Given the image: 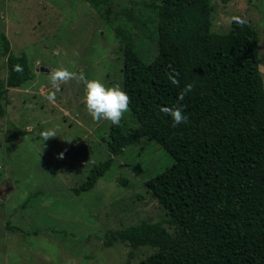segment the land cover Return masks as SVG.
<instances>
[{"label":"rangeland","instance_id":"1","mask_svg":"<svg viewBox=\"0 0 264 264\" xmlns=\"http://www.w3.org/2000/svg\"><path fill=\"white\" fill-rule=\"evenodd\" d=\"M210 1L213 31L227 32L234 21L256 29L264 82V0ZM157 4L109 0L118 37L82 0L0 1V33L13 54L26 55L33 74L19 88L8 89V102L1 101L6 115L0 117V264H136L155 251L139 248L130 259L128 243L112 240L108 246L107 237L165 217L147 182L171 164L170 158L145 140L113 157L92 190L73 195L90 167L109 157L105 142L111 123L88 114L83 82L62 83L54 103L47 96L55 91L49 74L60 67L122 87L128 38L146 63L157 53V39L145 26L156 28L152 8ZM4 63L0 55V81L6 77ZM121 124L125 133L134 129L130 111ZM52 128L57 137L44 142L40 133Z\"/></svg>","mask_w":264,"mask_h":264},{"label":"trees","instance_id":"2","mask_svg":"<svg viewBox=\"0 0 264 264\" xmlns=\"http://www.w3.org/2000/svg\"><path fill=\"white\" fill-rule=\"evenodd\" d=\"M82 1L121 36L109 0ZM156 1V28L145 24L157 39L152 60L146 63L130 38L123 47L122 89L131 98L135 127L125 133L121 123L110 125L109 157L92 165L71 193L92 190L113 157L152 141L171 160L147 182L165 217L111 231L107 245L128 243L130 259L139 248L155 249L136 264H264V82L257 31L239 21L227 32L213 31L210 0ZM0 55L6 70L0 81L4 117L1 101L8 102V89L19 88L33 74L26 55L13 54L2 32ZM16 65L23 70L15 71ZM176 73L178 85L169 79ZM189 83L193 91L178 102ZM178 103L188 121L174 127L160 108Z\"/></svg>","mask_w":264,"mask_h":264},{"label":"clouds","instance_id":"3","mask_svg":"<svg viewBox=\"0 0 264 264\" xmlns=\"http://www.w3.org/2000/svg\"><path fill=\"white\" fill-rule=\"evenodd\" d=\"M14 70L22 71L23 69L20 65H16ZM176 75H178V73L170 75L169 79L173 84L178 85L179 81L175 78ZM73 79L83 82L85 85L84 105L91 118L96 122L106 120L114 126H119L124 118V114L129 111L131 98L118 84L107 86L100 79H88L83 72L76 73L69 71L67 68L60 67L49 74L51 87L55 89V91L50 92L47 99L54 103L56 92L60 90V85ZM193 89V84H186L177 96L178 102L183 101L185 96L192 92ZM160 111L171 117L174 127L188 121V117L185 115L179 103L174 107H162ZM40 135L45 142L51 138L57 137V129L52 128L44 130ZM59 158L63 159L64 154L61 153Z\"/></svg>","mask_w":264,"mask_h":264},{"label":"water","instance_id":"4","mask_svg":"<svg viewBox=\"0 0 264 264\" xmlns=\"http://www.w3.org/2000/svg\"><path fill=\"white\" fill-rule=\"evenodd\" d=\"M40 71H45V69L42 68Z\"/></svg>","mask_w":264,"mask_h":264}]
</instances>
